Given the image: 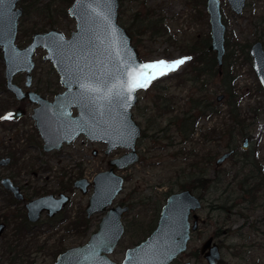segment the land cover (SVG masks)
<instances>
[{
	"label": "rangeland",
	"instance_id": "rangeland-1",
	"mask_svg": "<svg viewBox=\"0 0 264 264\" xmlns=\"http://www.w3.org/2000/svg\"><path fill=\"white\" fill-rule=\"evenodd\" d=\"M35 1H37V9L28 7L32 13L22 22L21 26L24 30L21 34H17V43L24 46L26 40L30 38L29 32L43 26L48 29L55 27L68 38L71 30H74V20L67 13L70 3L62 0ZM220 5L222 19L226 25L225 39L229 38L234 42V45L229 48L234 51L230 69L237 76L235 84L238 88L237 94L240 96L238 107L244 118L242 124L245 135L236 137L234 132L231 138L227 134L220 136L217 133L231 124L226 112L227 105L222 103L218 114L210 119L200 118L192 138L182 142L176 125H170V123H179L184 113L189 110L191 98L203 94V91L197 93L201 87L199 83L188 80L177 82L175 79L188 69L190 59L177 70L155 79L145 90L138 92V103L133 110V118L144 129L146 118L152 116V130H149L147 136L137 144L140 154L138 162L119 171L125 177V184L112 206L121 202L130 207L123 217L124 236L110 255L118 263L122 261L127 248L138 244L150 234L168 195L179 191L181 183H192V178L198 174L199 169L191 168L190 165H193L195 160H199V168L205 170L206 178L211 186L203 194L200 190H195L196 196H203L201 208L197 211L198 228L191 234L186 253L175 259L172 264H181L185 261H190L191 264H206L199 250L209 237H212L220 247L221 262L219 264H264V192L261 197L258 194L256 203L250 206L247 201L240 202L238 197L240 194L235 187L237 180L244 174L251 173L254 165L257 169H253L252 173L260 170L262 172L260 173L264 174V92L262 88H259L250 58L247 59L245 55V50L248 51L255 40H260L264 47V0H247L244 12L240 16L232 12L226 0H220ZM46 14H50L51 18L44 17ZM135 14L141 19L158 20L167 32L164 36L152 37L149 31H146L145 34L138 36L136 48L140 58L145 62L192 58L180 47L181 41L203 40L209 35L210 26L205 0H120L118 22L133 35L134 39L132 17ZM50 20L53 22L49 25ZM169 37L176 39L178 43L170 41ZM44 53V50H40L37 60H40ZM49 68L48 62L39 64L36 76L42 81L47 74L54 78ZM3 71L0 60V75ZM207 86L206 94L210 100L217 101L216 97L222 93L220 80L213 77L208 80ZM3 96L4 93L1 92L0 98ZM161 100L170 102L173 111L158 117L156 104ZM5 114L7 113L4 112L0 117ZM30 114L31 109L26 110L27 117L23 119L25 122L21 126L22 131L10 130L11 137L20 139L18 144L13 141L10 146H14V150L19 151L25 148L23 154L24 161L26 159L25 168L22 169L23 174L18 177L23 183L26 178L28 184L32 182L30 186L37 188V193L57 191L67 186L69 180L72 181L77 177H85L91 181L95 174L106 169L107 160L118 157L124 152V149H118L109 155H104V145L89 143L79 138L58 152L45 153L37 141H28L29 138L37 137L33 131L32 120L29 118ZM6 121L13 122L11 119L4 120ZM168 123L169 127H167ZM163 128L167 130L159 132L156 139L150 137L154 136L157 129ZM212 129L216 131L214 135L210 132ZM204 134L210 135V139L207 140ZM245 138H248V144L243 148ZM28 144H30L29 147H27ZM93 150L97 151L96 156L92 154ZM190 151H192L191 154ZM227 151H232V155L216 165L217 158ZM178 152L182 154L174 157ZM205 152H211V164L201 160ZM22 164L18 163L19 166ZM46 166L49 168L45 169ZM17 170L13 165L5 173H13ZM33 171H37V174ZM236 174L239 176L233 179ZM67 191L70 203L63 212L65 214L63 217L67 216V223L59 224L55 220L54 222L43 220L32 228L22 239L23 241L19 243L15 240V251L30 252L29 259L23 252L22 255L26 259H21L23 260L21 263L12 261L11 257L16 253L6 255L4 252L3 244L8 240L6 237L11 232L9 226L0 237V264H50L54 260L55 252L63 247L82 243L90 233L96 230L105 212L90 217L86 226L87 230L80 222L85 218L84 208L90 190L86 194L72 188ZM1 199L2 196H0V215L14 214L17 207H20L4 208ZM224 201L226 205L235 202L236 207L226 208V211L223 208V211L219 206L224 205ZM69 221L79 222V227L73 230L70 227L67 228ZM197 249L198 257L192 254Z\"/></svg>",
	"mask_w": 264,
	"mask_h": 264
},
{
	"label": "water",
	"instance_id": "water-1",
	"mask_svg": "<svg viewBox=\"0 0 264 264\" xmlns=\"http://www.w3.org/2000/svg\"><path fill=\"white\" fill-rule=\"evenodd\" d=\"M16 1L3 0V5L12 9ZM226 1L235 15L242 14L246 0ZM119 6L120 0H73L68 7V15L74 20L75 28L68 38L57 30L34 33L24 48H19L15 42L21 10H17L14 17L0 16V48L6 87L15 93L17 99L28 98L39 103L31 117L44 142L43 150H58L62 143L69 144L80 134L90 141L106 143L107 155L116 148L126 150L120 157L110 159L108 169L95 174L91 181L92 193L85 207L86 216L89 218L105 212L96 230L86 242L61 252L51 264H171L186 253L191 234L198 228L197 211L201 208V200L190 189L184 188L168 195L155 227L144 240L125 250L120 263L110 257L124 236L122 218L129 210L128 205L112 206L124 185V178L116 170L133 165L139 159L136 145L142 129L134 120L132 111L138 103V92L146 89L128 92L122 85L126 70L130 71L140 63H149L140 58L130 34L119 24ZM205 7L210 26L207 50L214 53L220 74L226 53V27L220 0H205ZM38 47L46 51L43 58L51 61L65 88L53 102L32 91L22 92L12 83L15 74L26 72V86H30L33 55ZM249 56L252 70L264 92L262 43L254 42L249 48ZM223 97L220 94L216 100L219 102ZM72 108H76V115H72ZM247 144L248 138H245L242 147ZM231 154L232 151L223 153L217 158L216 165ZM5 162L0 161V165ZM1 183L22 199L10 180L5 178ZM89 185L86 178L73 184L82 193H87ZM68 201L65 195L35 199L26 204L27 217L35 221L42 210L52 216ZM199 251L206 264L220 263V247L212 237L202 244Z\"/></svg>",
	"mask_w": 264,
	"mask_h": 264
},
{
	"label": "trees",
	"instance_id": "trees-1",
	"mask_svg": "<svg viewBox=\"0 0 264 264\" xmlns=\"http://www.w3.org/2000/svg\"><path fill=\"white\" fill-rule=\"evenodd\" d=\"M62 1L70 4L72 2V0H62ZM36 5H37V1L35 0L33 1L30 0V2L28 3V7H30V9H37ZM48 15L49 14H46V16ZM51 22L53 21L50 20L49 25ZM132 27L134 28L135 39L133 35L130 34V36L132 37V42L135 46H138V41H139L138 36H141V34L143 33L145 34L146 31H149L152 37L164 36L167 34L165 27H163L158 20H149L147 18L141 19L137 17L136 14L132 17ZM42 28H45V26H43ZM169 40L173 41L174 43H178L177 40L174 38L169 37ZM209 41H210V37L208 35L203 40L195 39L194 41L191 42L187 40V41H181L180 43V47H182V50L187 55L192 56V58L190 59L188 69L182 72L180 75H178L175 79L177 82H182V81L185 82L186 80H188L194 83H199L201 87L199 88L197 93L203 91V94L191 98L189 110H187V112L184 113L179 123L177 122L170 123V125L172 124L176 125V129L181 134V140L183 143L189 141L190 138H192L199 119L200 118L210 119L212 116L218 114L222 103L227 105L226 112L228 118L230 119L231 124L226 125L225 128H222V130L217 133L220 134V136L227 134L231 136V138L234 132L236 137L237 136L242 137L245 135V133L243 132V124H242L244 122V118L242 117V114L238 107L240 96H238L237 94L238 88L235 84L237 76L230 69L232 68V61H233L232 59H233L234 51L230 50L229 48L230 46L234 45L233 44L234 42H232L229 38L226 40V53L224 56V63L221 68V73L219 74L214 53L207 51V46L209 44ZM236 44L238 43L236 42ZM245 55L246 58L249 59L248 51L246 50H245ZM213 77H217L221 83V89H222L221 94H223L224 97L221 100V102L219 101L220 103L214 100L213 101L210 100L209 96L206 94L208 87L207 86L208 80H211ZM158 98L160 97L158 96ZM156 103L157 102H155V104ZM171 106L172 104L170 102L166 103L165 100L164 101L161 100L160 103L156 104V109L158 110L157 116L161 117L166 113L172 112L173 110ZM144 125L145 127L143 129L141 136L142 140L147 136V132L149 130H152V116L146 118ZM170 125L168 123L167 127H169ZM165 130H167V128L157 129L154 133V136L152 135L150 137L152 139H156L157 134L159 132H164ZM210 132H212L213 135L216 133L214 129H212ZM204 137L208 140L210 139L211 136L210 135L207 136V134H204ZM169 139L171 140V138ZM227 147H229V144H227ZM191 152L192 151H190L189 153L191 154ZM177 154L181 155L182 153L178 152L174 155V157H176ZM201 160H203L206 164H211L212 161L211 152H205ZM190 167L191 168L194 167V169L196 168L199 169L197 171L198 174L196 173L197 175L192 178L193 179L192 183L189 182L181 183L180 188L181 189L188 188L193 192H195V190H200L201 193L203 194L211 186L206 178L205 170H203V168H199V160H195V163L193 165L191 164ZM253 169H257L255 165L253 166ZM252 171L249 174H244L242 178L237 180V183L235 185V187H237L236 190L238 194H240L238 195V197L241 200L240 202L244 203L245 201H247V203L250 204V206L251 205L253 206V204L256 203L258 199V194H260L261 197L263 196V192H264V174H261L262 172L260 170H258L257 173H252ZM238 176L239 175L236 174V176H233V179H236ZM213 182L216 181L213 180ZM223 204L224 205L219 206L220 209L223 211H224L223 208H225L226 211L227 210L226 208L231 209L233 207H236L235 202H231L230 205H226V202L224 201ZM13 217L15 219L12 222L13 223L12 237H10L11 239H9L7 242L3 244V248L5 249L4 252H6L7 254H11L12 252L15 251L14 248L16 244L13 242V239L18 237L19 238L25 237L23 235L30 227V224L21 215L18 216L15 214L13 215ZM80 222L81 225L85 226V230H87L88 228L86 226L89 221L87 219H83V221ZM155 225L156 223H154L152 229L155 227ZM72 227L74 229H77L79 227V222H74V225ZM23 252L26 253L25 250L15 251L16 253L15 256L11 257L12 261L15 260L21 263L22 262L21 256ZM28 253H26V255H28ZM18 254L20 256H18ZM192 254L198 257L199 256L198 249L193 251ZM23 260H25V258Z\"/></svg>",
	"mask_w": 264,
	"mask_h": 264
},
{
	"label": "flooded vegetation",
	"instance_id": "flooded-vegetation-1",
	"mask_svg": "<svg viewBox=\"0 0 264 264\" xmlns=\"http://www.w3.org/2000/svg\"><path fill=\"white\" fill-rule=\"evenodd\" d=\"M29 2H30V0H17L16 3H15V5H14V7L12 9H10V7H6L5 8V5H3V0H0V16H12V17H14L16 15L15 12L17 10H21V14L18 17L19 18V21H18V27H17V34L18 33L19 34L22 33V31L24 30V28L21 26L22 25V22L27 17V15H30L32 13L31 12L32 10H28V3ZM246 3H247V0L245 2V7H246ZM245 7H244V9H245ZM4 8L7 9V11H5ZM244 9H243V12H244ZM243 12H242V14H243ZM34 13H36V12H34ZM67 13H68V8H67ZM44 17L51 18L50 14L48 16L45 15ZM225 27H226V25H225ZM74 28H75V22H74ZM50 30L60 31V30L56 29L55 27H51L49 29L48 28L32 29L31 32H29V35H30L29 37L30 38L26 40V44H24V46H20L17 43V34H16V41H15L16 42V45L19 48H24L27 45H29V43L32 40V36H33L34 33H43V32H47V31H50ZM72 31L73 30H71V32ZM71 32L69 33V36H70ZM225 35H226V33H225ZM257 41L260 42V43H262L260 40H255L254 42H257ZM225 46H226V39H225ZM250 46H249V48H250ZM262 46H263V44H262ZM249 48H248V55H249ZM263 49H264V47H263ZM40 50H44V49L41 48V47L36 48L35 49V52H34V55H33V64H34V66H33L32 70H31V73H30L31 74L30 86L29 87L26 86V72H19V73L15 74L13 76V78H12V83L15 84L16 86L20 87L21 90H22V92L32 91V92L38 94L39 96H41L42 98H44L46 101L53 102L55 100L56 95L61 94L65 90V88L61 84L60 79H59V75H58L56 69L54 68V66L52 65L51 61L45 60L43 58L44 55L46 54V51L45 50H44L45 53L42 55L41 59L40 60H37L38 52ZM249 58H250V56H249ZM0 60H1V65L4 68L3 74L0 75V77H1L0 78V93L1 92L4 93L3 98H0V115L3 114L4 112L7 113V114L9 112L13 113V118L11 119V120H13V122L10 123L9 121L4 122V120L3 121L0 120V124H2V125H0L1 126V129H0V161L6 160V162L4 164L0 165V196H2L1 201L4 204V206H3L4 208H8V207L14 208L16 206H20V207H17L16 213H14V214L13 213H6V214H3V215H0L1 216L0 217V226H2V228H0V237L8 229L9 226H10V229H11L10 234H11V237H12V228H13V223L12 222L15 219L13 217V215H15V214L18 215V216L21 215L22 217H24L27 220V222L30 224L29 229L25 233L26 235L32 230L33 227L37 226V224L41 223L43 220L44 221L47 220L46 222H51V221L54 222V220H55V222L58 221L56 223H59L60 224L62 222H65V224H66L67 223V220H66L67 216L64 218L63 216L65 214L63 212L67 209V205L70 203V196L68 195V191L67 190L72 188V189H76V190L80 191L78 188H75L73 186V184H74V182L76 180L85 178V177H77V178H74L72 181L69 180V182L67 183V186H65V187H63V188H61V189H59L57 191H51V192H45V193H37L38 192V189L37 188H34V186H30V184L32 182H30V184H28L27 183V181H28L27 178L24 180V183L21 181V179L19 177L23 174L22 173L23 172L22 169L25 168L24 162L26 161V159L24 161V157H23V154L25 152V148L22 149V150H20V151L19 150H14V146H12V147L10 146L11 142L15 141V143L18 144V142H19L20 139L18 137L14 139L13 137L10 136L9 132H10V130H17V129H19L20 131H22L21 126H23V123L25 122L23 119L25 117H27L25 115L26 110H30L31 109V114L29 115V118L32 120L33 131H35V134L37 135V137L35 139L29 138L28 141L29 142H32V140L37 141V143L41 144V149L45 153L58 152L63 147L69 146L71 143H74L79 138H83V139L87 140L89 143L92 142L94 144H99V145H102V146L104 145V147H105L104 150H103V154L104 155H107V154H105L107 145H106V143H103L101 141H90L83 134H80L79 136L76 137L75 140H73L69 144L62 143L60 149H58V150H55L54 149V150H51L49 152L44 151L43 150V144H44V142H43V140H42V138H41V136H40V134L38 132V129L35 126L34 119H32V117H31L32 114L34 113V110L39 107V103L31 102L28 98H25V99H17L15 93H13L12 91H10L6 87L5 64L3 62L1 48H0ZM250 60H251V58H250ZM46 62H48L50 64V68L49 69H51L50 72H51V75H54V78L52 76H50V75L47 74V76L45 77V80L42 81L40 77H37L36 76V74L38 72L37 69L39 68V64L46 63ZM22 78H23V80H22ZM259 88L261 89L260 84H259ZM135 107H134V109H135ZM71 111H72V115H76L77 114L76 108H72ZM7 114H5V115H7ZM141 129H142V132H143V128H141ZM20 134H21V132H20ZM141 136H142V133H141ZM140 140H141V137L138 139L137 144L140 142ZM30 144H28L27 147H29ZM4 147L6 149H4ZM118 149H122V148H116L114 150L117 151ZM114 150H112L111 152H113ZM136 150H137V153H138L139 158H140V154L138 152L137 145H136ZM125 151L126 150L124 149V152ZM124 152L122 154H124ZM92 154L94 156H96L97 155V151L96 150H93L92 151ZM121 155H119L118 157H120ZM113 158H117V157H113ZM113 158H111V159H113ZM109 160H107L106 164L108 163ZM18 163L19 164L20 163H23V164L21 166H19ZM13 165L18 169L17 172L5 173V171H7V169L10 168V167H12ZM106 166H107L106 169H108V165H106ZM131 166L132 165H130V166L124 168V169H127V168H129ZM48 168H49L48 166L45 167V169H48ZM124 169H121V170H124ZM121 170H116V173L118 175H121L119 173V171H121ZM101 171H104V170H101ZM33 173H36L37 174V171H33ZM121 176L124 178V184H125V177L123 175H121ZM5 178L8 179V180H10V182L13 184V186L18 189V192L22 195V199L17 198L11 190L5 188L2 185L1 181H2V179H5ZM91 181L88 180V182L90 183V185L88 186V191H87V193H88L89 190H90V194L92 193ZM30 189H32V190H30ZM123 189H124V185H123L122 191H123ZM40 192H42V191L40 190ZM121 192L119 193V195L121 194ZM82 194H86V193H82ZM90 194L88 196V199L90 197ZM47 195H53L56 198H58L60 195H65V196H67L69 198V201H68L67 204L64 205V207L62 208L61 211L55 213L52 216H49L47 214V211L46 210H42L41 213L39 214V217H38L37 220H35V221L29 220L28 217H27L28 210L26 208V204L29 203V202H31V201H33V200H35V199H38V198H41V197H44V196H47ZM118 196L114 199V201L118 198ZM198 197L200 198V200H202V198H203V196H198ZM87 202H88V200H87ZM115 205H124V204L120 202V203L114 204V206ZM84 213H85V208H84ZM124 215H123V217H124ZM58 218H61V219L58 220ZM89 218L86 216V213H85V218L84 219H87L88 220ZM122 221H123V218H122ZM74 222L75 221H71V222L69 221L68 224H67V228L70 227V229L73 230L74 228L72 226L74 225ZM10 234H8L7 237H6L8 240L11 239V238H9L10 237ZM25 234L24 235L22 234V235L23 236H26ZM90 234L88 235V237L86 238V240L82 241V243H84V242L87 241V239L89 238ZM23 238L24 237H22V238H19V237L18 238H14L13 239V242L15 243V240H16V241H19V243H20L21 241H23L22 240ZM82 243H80V244H82ZM80 244H77V245H80ZM17 245H19V244H17ZM74 246H76V245H74ZM74 246H70V247H74ZM70 247H67V248L63 247L59 251L55 252L54 255H53V258H54L53 262L55 261L56 257L61 252L65 251L66 249H68ZM5 254L6 255H9L6 252H5ZM13 254H15V252H12L11 253V255H13ZM29 255H30V252L27 255L28 259L30 257ZM25 257L23 255L21 256L22 259H24Z\"/></svg>",
	"mask_w": 264,
	"mask_h": 264
},
{
	"label": "snow or ice",
	"instance_id": "snow-or-ice-1",
	"mask_svg": "<svg viewBox=\"0 0 264 264\" xmlns=\"http://www.w3.org/2000/svg\"><path fill=\"white\" fill-rule=\"evenodd\" d=\"M190 57H182L174 60L160 59L149 63H140L131 68L130 71L125 72V80L123 87L128 92H133L138 88H147L150 83L167 75L170 72L177 70ZM90 91H99V89H90ZM13 118V113L9 112L7 115L0 117V119L10 120Z\"/></svg>",
	"mask_w": 264,
	"mask_h": 264
}]
</instances>
